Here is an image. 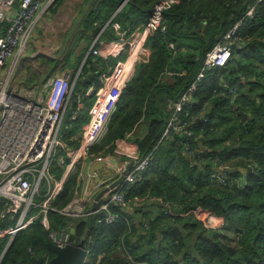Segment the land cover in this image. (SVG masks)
Returning <instances> with one entry per match:
<instances>
[{
    "label": "trees",
    "instance_id": "obj_1",
    "mask_svg": "<svg viewBox=\"0 0 264 264\" xmlns=\"http://www.w3.org/2000/svg\"><path fill=\"white\" fill-rule=\"evenodd\" d=\"M251 8L253 16H247ZM165 18L167 30L149 37L151 58L138 65L135 78L117 102L106 136L91 153L106 145H110L106 152L124 155L123 150L132 159L152 152L163 136L171 104L193 83L220 38L240 23L231 60L210 70L194 95L190 110L194 137L188 140L179 134L175 142L162 143L142 179L125 188L127 199L147 198L144 204L133 206L132 214L124 212L130 224L124 220L98 224L92 218L56 212L49 215V230L74 226L78 242L84 237L91 240L85 264H264V0H179ZM126 56L123 53L121 60ZM236 86L233 95L230 90ZM240 112L247 115L244 121ZM85 122L79 118L75 131ZM142 126L146 131L134 138L135 149L116 143L128 140ZM186 143L194 159L185 152ZM221 164L246 171L226 172L227 184L223 185L213 177ZM53 171L60 176L59 165ZM232 178L245 179L244 185L231 183ZM75 184L73 175L57 198V207L71 200L69 190ZM153 197L185 215L166 212ZM197 207L222 218L223 227H207L191 212ZM0 221L2 228L16 224V220ZM49 230L36 222L18 232L0 264H31L32 258L45 255L53 258ZM123 244L132 259L120 254Z\"/></svg>",
    "mask_w": 264,
    "mask_h": 264
},
{
    "label": "built area",
    "instance_id": "obj_2",
    "mask_svg": "<svg viewBox=\"0 0 264 264\" xmlns=\"http://www.w3.org/2000/svg\"><path fill=\"white\" fill-rule=\"evenodd\" d=\"M56 1L0 0V206L3 207L0 219L16 220L14 226L0 228V236L13 237L36 222L41 223L49 230V215L56 212L71 218H92L97 220L98 224L105 225L115 224L121 219L128 222L124 212L131 211L133 213V206L144 204L147 198L134 196L127 199L125 188L142 179L153 153L162 143L165 141L175 142L176 135L179 134L188 140L194 137L193 123L190 121V110L195 104L194 95L210 70L224 67L231 60L234 38L240 25L238 23L220 38L216 46L206 55L193 83L171 104V115L163 136L152 152L141 159H134L132 167L125 174L126 168L123 166L121 176L117 179L120 180L118 185L100 196L102 191L117 180L105 183L103 188L98 185L96 193H94L95 187L91 192L88 183L83 184L79 181L84 177L82 167L89 159H96L95 155L91 153L92 147L99 144L108 132L109 122L117 106L109 107L107 113H104L103 105L105 102V107L110 106V103L114 102V98L107 99L105 93L101 94L96 108L93 110L94 118L91 125L83 128L78 138L79 144L69 148L64 140V135L69 133L70 127L67 125L64 127V114L67 103L74 93L70 76L67 73L53 76L45 85V92L43 90L34 91V89L16 92L9 86L10 79L19 71L17 64L27 50L38 19ZM155 1L149 18L141 28L130 34L120 33L118 40L110 43L109 47L96 48L93 53L109 58L123 53L136 54L139 52V55H142L149 51L147 48L149 37L167 30L168 23L164 15L179 2V0ZM253 13L254 8H251L247 16H253ZM5 23L7 25L3 26ZM116 29L119 30L118 27ZM171 47L174 49V44ZM12 59L14 61L8 66V77L4 79L2 73L8 61ZM127 72L128 75L132 73V71ZM126 86L124 85V89ZM237 91L238 87L236 86L230 90V93L236 95ZM120 96V93L117 92L115 100L117 101ZM110 99L112 100L108 102ZM81 107L82 103L79 101L77 110L73 111L69 118L70 122L77 120L78 110ZM106 115L108 116L106 124L100 135L96 137V127L93 122L98 118L102 122ZM96 123L97 121H95V125ZM185 145V152L194 159L191 145L188 143ZM55 162L61 168L59 177L52 170ZM231 168H235V166L221 164L213 177L219 183L226 185V172ZM73 175H76L78 180L75 188L69 190L74 194L73 199L64 206L57 207L55 205L56 198L66 191L68 181ZM244 180L232 178L231 183L236 182L239 186H243ZM151 200L161 204L166 212L174 216L185 215V213L173 211L162 198L153 197ZM32 209L35 212L29 215ZM191 212L207 227L219 228V224L214 223L215 217H218L214 213L204 211L200 207L191 210ZM145 227H147V223H145ZM49 239L50 243L60 248L72 244L70 233L66 231V228L58 231L49 230ZM82 240L85 241V248L89 253L87 245L91 243V240H88L87 237ZM80 242L76 238L75 243L79 244ZM120 249L122 257L132 259L129 249L124 244ZM42 259V264H49L52 258L45 255Z\"/></svg>",
    "mask_w": 264,
    "mask_h": 264
},
{
    "label": "crops",
    "instance_id": "obj_3",
    "mask_svg": "<svg viewBox=\"0 0 264 264\" xmlns=\"http://www.w3.org/2000/svg\"><path fill=\"white\" fill-rule=\"evenodd\" d=\"M151 3L152 0H57L38 19L27 50L17 64L19 71L10 79L9 86L11 90L18 89V92L28 89L45 92V85L53 76L65 73L70 76L75 94L73 93V97H70L64 114L65 120L68 121L65 126H69L71 131L64 135L69 148L79 144L78 138L83 128L91 125L94 118L93 110L101 94L105 93L107 99L114 98V102L108 107L117 106L116 93L121 95L124 85H128L135 76L138 65L148 62L151 58V51L147 46L149 51L146 53L142 55H139V52L127 53L125 60H121L123 54L104 58L95 55L93 50L109 47L110 43L118 40L120 33L130 34L141 28L143 23L140 26L138 24L149 18ZM112 6H116V9L113 10ZM13 61L14 59L8 61L2 73L4 79H7L8 66ZM115 62L116 64L112 66ZM127 69L129 72L132 70L130 75ZM79 84L82 87H79ZM79 101L82 107L78 110L77 122H70L69 118L73 110H77L75 107L76 104L78 107ZM79 118L86 122L81 126V130L75 131L74 125L78 123ZM96 121L94 126L101 127L103 121L100 123L99 118ZM145 131V127H138L128 135V140H117L116 143L122 148L132 146L135 149L134 138L142 137ZM109 146L106 145L102 150L94 151L93 155L96 159H89L82 167L84 177L79 182L88 183L91 192L95 187L94 193H96L98 185L103 188L105 183L117 180L121 176L123 166L127 168L129 163H134L131 154L126 151L121 150L124 155L106 152ZM96 163H103L104 166H99V169L93 171L92 168ZM77 181L76 178V183ZM32 214L34 209L29 215ZM5 220H11L12 223L14 221V219L2 221ZM10 224L7 223V226ZM218 224L219 228H222L224 220L220 218ZM32 227L34 223L23 230ZM15 236H0V251H2L0 259Z\"/></svg>",
    "mask_w": 264,
    "mask_h": 264
},
{
    "label": "water",
    "instance_id": "obj_4",
    "mask_svg": "<svg viewBox=\"0 0 264 264\" xmlns=\"http://www.w3.org/2000/svg\"><path fill=\"white\" fill-rule=\"evenodd\" d=\"M89 78H90V76H89ZM240 115L242 116L243 121L247 117V115L242 113V112H240ZM132 165H133V162L129 163L124 174L132 167ZM99 166L103 167L104 164L103 163H96L93 166L92 170L96 171L97 169L100 168ZM228 172L229 173H237V172L244 173V169L242 167H237V168L235 167V168L228 169ZM119 181L120 180L115 181L110 187H108L104 191H102L100 196L109 192L110 189L116 187L118 185ZM130 212L131 211H129V213ZM66 231L70 233V241L72 242V244L67 245L64 248H60L57 245L49 243V250L54 254V256L50 260L49 264H85L86 259L88 257V252H87V249L85 248V241L82 240L79 244L75 243V241H76V229L74 227H68V228H66ZM11 243H9L8 247L5 249L3 255L0 259V263H1L4 255H5V253L7 252L9 246L11 245ZM42 263H43L42 258H32L31 259V264H42Z\"/></svg>",
    "mask_w": 264,
    "mask_h": 264
},
{
    "label": "bare ground",
    "instance_id": "obj_5",
    "mask_svg": "<svg viewBox=\"0 0 264 264\" xmlns=\"http://www.w3.org/2000/svg\"><path fill=\"white\" fill-rule=\"evenodd\" d=\"M164 17H165V15H164ZM133 78H135V76L133 77ZM120 99V98H119ZM119 99L117 100V102L119 101ZM107 119H108V116L105 118V120L102 122V124H101V127H96V130H95V132H96V137H98L99 135H100V133H101V131L103 130V127H104V125L106 124V121H107ZM101 123V122H100ZM99 123V124H100ZM225 165V164H224ZM225 166H227V165H225ZM72 177V176H71ZM71 177H70V179H71ZM77 178V177H76ZM70 179H69V181H68V183L70 182ZM72 198H71V200L73 199V197H74V194L72 193ZM59 197V196H58ZM57 197V198H58ZM57 198H56V200H57ZM70 200V201H71ZM127 217V216H126ZM128 218V217H127ZM121 220H123V219H121ZM120 220V221H121ZM127 224H130V221L128 220V222H127ZM30 252H32L31 250H30Z\"/></svg>",
    "mask_w": 264,
    "mask_h": 264
},
{
    "label": "rangeland",
    "instance_id": "obj_6",
    "mask_svg": "<svg viewBox=\"0 0 264 264\" xmlns=\"http://www.w3.org/2000/svg\"><path fill=\"white\" fill-rule=\"evenodd\" d=\"M127 71H128V69H127ZM131 71H132V70H131ZM16 92H18V89H16ZM109 102H110V100H109ZM108 108H109V107H105V102H104V105H103V112H104V113H107L106 111H107ZM95 121H96V119H95L94 122H93L94 125H95ZM57 165H58L57 162H55L54 165H53V169L55 168V166L57 167ZM53 169H52V170H53ZM54 173H55V171H54ZM55 175H56V173H55ZM43 190H44V188H43ZM219 221H220V218L215 217V219H214V223L217 224ZM228 238H229L230 240L233 239V238H232V235H231L230 237H228ZM88 254H89V253H88ZM120 254H121V252H120Z\"/></svg>",
    "mask_w": 264,
    "mask_h": 264
}]
</instances>
